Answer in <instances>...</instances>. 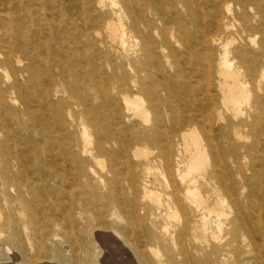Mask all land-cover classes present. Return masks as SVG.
Here are the masks:
<instances>
[{
	"label": "bare ground",
	"instance_id": "bare-ground-1",
	"mask_svg": "<svg viewBox=\"0 0 264 264\" xmlns=\"http://www.w3.org/2000/svg\"><path fill=\"white\" fill-rule=\"evenodd\" d=\"M0 264H264V0H0Z\"/></svg>",
	"mask_w": 264,
	"mask_h": 264
}]
</instances>
